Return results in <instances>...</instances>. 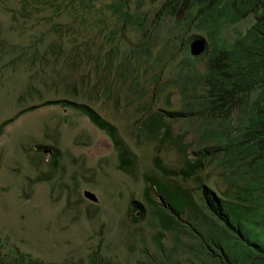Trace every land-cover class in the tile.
Returning <instances> with one entry per match:
<instances>
[{
  "label": "clouds",
  "instance_id": "clouds-1",
  "mask_svg": "<svg viewBox=\"0 0 264 264\" xmlns=\"http://www.w3.org/2000/svg\"><path fill=\"white\" fill-rule=\"evenodd\" d=\"M116 1L118 3L112 5L107 0L95 4V8L99 11L97 21L104 22L107 30H110L109 36L114 38L117 47L114 58L108 55L109 37L102 29L99 34H95L94 27L92 28L93 32L89 40L90 49L88 45L83 44L84 40L78 41L77 39L81 38L80 31L85 20L91 19V16L87 17V15H92L93 11L81 12L86 16V19L81 23L69 26L66 21L60 22L62 19L51 13L50 8H45V5L42 6L37 1L28 3V0L23 5H21V0H11V6L4 4L3 6L8 7L11 12L8 18L10 20L13 18L15 22H18L20 17L25 18L33 14H37V16H41L39 14H49L46 18L51 22V25L44 29L35 27L31 30L28 34V38L31 40L29 44L23 45L21 42L14 40L10 43L9 38L12 37H7L4 42V52L17 53L20 55L22 62L27 63L29 57L37 58L44 55L45 52L51 51L52 48L56 51L63 48L64 56H71L73 63H85L86 59L89 58L92 60L93 69H99L102 66L105 71L109 72V69L114 71L115 65L119 64V54L126 51L128 61L138 67L135 75L124 74L121 69L114 72L120 79L123 76L127 77V87L134 85L130 87L136 88L137 96L140 99V114L136 118L134 130L139 135L140 143L144 139L154 146L153 154L149 156L151 163L148 165L147 162L141 159L143 164L139 171H133L134 165L132 163V156L138 155V153L131 151V145L122 139L117 127L101 117L95 110L100 118L105 121V125L99 127L85 113L76 108L78 104L87 103L67 99L63 101L47 99L42 102V104L62 103L64 106L75 109L78 114L84 115L94 128L106 136L112 147L113 159L115 155H118L120 161L123 160L121 163L123 168L116 165L115 170L130 174L140 180L141 190L138 196H132L126 201L124 188H122L121 193L119 192L121 207L116 214H120L125 205V212L131 223H139L145 219L149 225L137 236H132L125 246L126 253L132 258L131 264H137L143 258L142 254L145 255L146 252L152 253L155 251L153 238L159 231L156 221L157 216L154 217V211L153 214L151 213V207L145 195H149L154 200L156 211L159 208L173 215L176 212L177 214L174 216L178 218L180 225L185 227L192 222L191 211L185 208V204L177 207L169 199L170 196H185L188 199L191 197L196 199L202 193L201 187H206L209 189V192L205 191L207 195L214 202L220 203L219 199L223 201L224 198L219 195L225 192L228 187L234 191L236 184L240 183L238 175L245 167L238 162L235 165V153L221 142L223 138L234 139L235 137V117L237 116L238 100L236 97L233 98L232 102L224 99L221 84L226 82L227 78L233 77L232 73L239 69L240 63L234 54L237 45L236 40L246 30L248 31L263 14L260 3L255 9L248 6L246 12L234 19L226 9H223L218 17V22L214 24L213 21L203 20L198 15L196 8L187 6L183 8V11H176L175 18L182 21L179 23L180 27L176 25V28H173L166 16L157 11L160 6L156 0H147L154 3V7L145 13L138 9L141 2L137 0H130L127 3L122 0ZM233 1L239 2L240 0ZM132 7L140 11L138 16L135 15V11L131 10ZM118 11H122L127 15V19L120 21ZM186 16L187 19H185ZM198 16L202 21H199ZM20 22L22 23V20ZM2 25L0 23V34L3 32ZM24 25L22 23L21 27ZM169 26L171 27L169 28ZM60 28L65 29V31L62 32L59 38H55V41L42 39V30H51L59 35ZM44 41H49L52 48L46 46L45 48L41 47V49L35 44ZM148 50L150 53H147ZM157 54L166 61V64L158 69L162 71L153 79L146 73V61L149 57L143 65L141 64L146 56H156ZM176 58L174 64L170 62ZM110 62L111 66L109 67ZM7 64L12 66L13 63L9 61ZM165 68H167V71ZM171 90L179 93L177 105H171L169 96L164 94ZM188 103L190 111L185 112L180 117L173 116V113L182 111ZM23 104L21 102L20 107ZM33 108L35 106L29 105L17 110L15 114L0 123V128L5 127L8 122ZM106 123L112 127L113 138L110 136V130L106 127ZM262 131L264 136V127H262ZM42 139L48 140L46 134ZM37 146H40L39 150ZM58 146L59 148H49V143L34 145L37 153L46 156V159L37 161L39 169H43L46 165V167L49 166V170H52L60 155L61 159L63 158L64 153L59 143ZM185 160L191 161L189 164L197 163V167L187 175L182 174L187 166ZM49 179L50 175L48 173L43 174L42 177H36V180L47 181ZM211 184H214L213 188L210 187ZM113 188L118 189L114 186ZM77 191V202L84 201L86 205L92 203L91 205L95 206L93 204L99 201V198L88 187V184H78ZM84 192L93 195L94 200L86 196ZM164 194L166 197H164ZM136 204L140 208L136 207L132 209L133 212L129 213L130 207L132 208ZM111 226L119 231L120 238L127 236L117 224L111 223ZM162 234L165 235L162 241L163 248L166 249L171 243V234L169 230ZM118 244L119 241H116V246ZM251 244L264 245V236L254 239ZM93 252H96L99 257H107L97 249L92 250L88 256L92 257ZM106 260L109 261L107 264H126L109 257ZM184 261L181 260V262Z\"/></svg>",
  "mask_w": 264,
  "mask_h": 264
},
{
  "label": "rangeland",
  "instance_id": "rangeland-1",
  "mask_svg": "<svg viewBox=\"0 0 264 264\" xmlns=\"http://www.w3.org/2000/svg\"><path fill=\"white\" fill-rule=\"evenodd\" d=\"M4 4L11 6V0H0V23L12 37L10 43L14 40L29 44L31 30L51 25L46 18L49 14H33L20 17L18 25L21 20L25 25L16 28V23L8 18L10 9ZM91 21L86 19L80 31L83 44L89 49ZM35 44L38 48H52L49 41ZM63 50L52 48L37 58L29 57L27 63L17 53L6 51L0 55V123L25 106H35L0 128V243L4 249H15L53 264H89L87 256L94 249L120 263L131 264L125 246L149 225L145 219L131 223L125 205L116 214L121 207L119 192L124 188L126 201L138 196L140 180L115 170L120 158L115 155L113 159L106 136L84 115L62 103L42 102L67 99L91 105L117 127L131 151L138 153L132 156V163L133 171H139L141 159L151 163L149 156L154 148L144 139L140 143L134 130L140 99L135 87H127V77L120 79L113 70L105 71L102 66L93 69L89 58L85 63H73ZM176 60L170 62L174 64ZM9 61L12 66L7 64ZM164 94L169 96L171 105H177V91ZM45 134L47 141L42 139ZM47 143L49 148H59V143L64 153L52 170L46 165V169L38 168L37 161L46 156L34 149L36 144ZM47 173L49 180H36ZM82 183L88 184L99 198L95 206L76 201L77 185ZM111 223L127 236L120 238Z\"/></svg>",
  "mask_w": 264,
  "mask_h": 264
},
{
  "label": "trees",
  "instance_id": "trees-1",
  "mask_svg": "<svg viewBox=\"0 0 264 264\" xmlns=\"http://www.w3.org/2000/svg\"><path fill=\"white\" fill-rule=\"evenodd\" d=\"M26 1L21 0V5ZM33 1L40 2L39 4L45 5V8H50L51 13L62 19L60 22L66 21L69 26L81 23L86 19V16L81 12L93 11L91 15L93 22L90 25L92 28L94 27L95 34H99L101 29L108 34V55L114 58V54L117 53L114 38L109 36L110 30H107L106 24L97 21L99 11L95 8V4L103 3L102 0H28V3ZM107 1L111 5L118 3L116 0ZM122 1L127 3L130 0ZM137 1L141 2L138 9H141L143 13L154 7V3L150 1ZM156 1L160 6L157 11L166 16L173 28H176V25L180 27L179 23L182 21L175 18L176 11H183V8L187 6L196 8L198 15L203 20L213 21L214 24L218 22V17L223 9H226L234 19L246 12L248 6L255 9L260 3L263 15L236 40L237 45L234 54L240 63L239 69L232 73L233 77L227 78L226 82L221 84L224 99L232 102L233 98L236 97L238 100L235 137L234 139L223 138L221 142L235 153V158H237L235 165L238 162L245 167L238 175L240 183L236 184L234 191L230 187L226 188L225 192L219 195L224 198L223 201L218 198L220 203L214 202L207 195L205 191L209 192V189L206 187H201L202 193L196 199L193 197L188 199L185 196H170L169 199L177 207L185 204V208L191 211L192 222L185 227H182L178 218L174 216L177 214L176 212L173 215L159 208L156 211L154 200L149 195L144 194L150 204L151 213L153 214L154 211V217L157 216L159 231L153 238L155 251L142 254L143 258L137 264H264V245L251 244L254 239L264 236V136L262 135V127H264V0H240L239 2L233 0ZM138 9L132 7L131 10L135 11V15L138 16L140 12ZM199 16V21H202ZM118 19L124 21L127 19V15L118 11ZM11 21L16 23V28L21 27L22 23L18 25V22H15L13 18ZM64 31L65 29L60 28L59 35H57L53 31L45 29L42 30L41 37L55 41V38H59ZM7 37L10 36L4 31L0 34V55L4 53V42ZM77 39L82 41L81 38ZM147 53L150 51L148 50ZM126 54V51L119 54V64L115 65L114 71L121 69L124 74L135 75L138 67L128 61ZM147 57L149 58L146 61ZM145 61L147 62L146 73L153 79L162 71L158 69L166 64V61L158 54L146 56L141 65ZM104 84L108 86V84ZM130 86L129 88H131ZM103 91L108 92L107 90ZM188 105L189 103L185 105L182 111L173 113V116L180 117L185 112L190 111ZM76 108L85 113L97 126L105 125V121L90 105L78 104ZM106 127L109 128L110 136L113 138L111 125L106 123ZM37 149L39 150L40 146H37ZM122 162L123 160L120 161V168H123ZM190 162L185 160L187 166L182 172L183 175H187L197 167L196 162L189 164ZM164 197H166L165 194ZM136 207L139 206L136 204L132 208L130 207L129 213L133 212L132 209ZM167 230H169L172 240L170 239V246L168 245L169 247L164 249L162 239L165 235L162 233ZM167 236L169 237L168 234ZM106 258L99 257L96 252H93L92 257L88 256V262L89 264H107L109 261ZM181 260L185 261L181 262ZM46 263L28 253L19 252L15 249H4L0 243V264ZM78 264L82 263L79 262Z\"/></svg>",
  "mask_w": 264,
  "mask_h": 264
},
{
  "label": "water",
  "instance_id": "water-1",
  "mask_svg": "<svg viewBox=\"0 0 264 264\" xmlns=\"http://www.w3.org/2000/svg\"><path fill=\"white\" fill-rule=\"evenodd\" d=\"M87 192H84V194L86 195V196H88L89 198H91V199H93L94 200V197H93V195H91V194H89V193H87ZM89 194V195H88Z\"/></svg>",
  "mask_w": 264,
  "mask_h": 264
}]
</instances>
